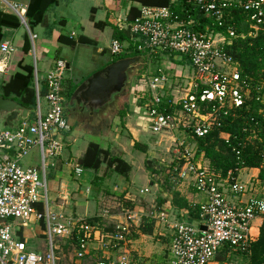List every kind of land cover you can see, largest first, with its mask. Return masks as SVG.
<instances>
[{
  "label": "built area",
  "instance_id": "obj_1",
  "mask_svg": "<svg viewBox=\"0 0 264 264\" xmlns=\"http://www.w3.org/2000/svg\"><path fill=\"white\" fill-rule=\"evenodd\" d=\"M189 1L192 11L207 23L203 31L195 29L200 22L192 13L180 16L171 5L141 6L132 21L118 20V28L128 31L136 50L148 59L163 55L189 61L188 75L160 61L153 72L140 76L139 82L148 92L143 101L150 131L204 138L251 102L260 106L258 114L264 119V83L242 76L238 63L227 52L236 39L264 33V0ZM8 7L24 23L23 8L14 4ZM236 16L245 32H237ZM125 49L114 40L110 53L120 56ZM11 52L8 43L0 44L1 62ZM66 70L65 62L57 61L46 76L45 115L38 112L33 124L22 122L15 130L0 129V264H62L63 250L72 255L71 264H135L128 248L141 219L136 226L134 209L126 211L123 219L106 231L103 226L49 206L46 162L61 154V133L70 129L62 96ZM178 85L176 93L180 96L176 100L173 90ZM220 138L229 144V134L220 133ZM173 142L176 150L169 165L172 183L186 184L202 196V202L194 206L195 223L171 218L161 206L152 207L146 217L155 228L171 230L168 264H228L216 258L223 252L226 258L242 256L257 239L253 224L264 221V187L257 178L241 182V170L222 177L202 157H196L194 146L184 140ZM34 148L39 150L41 171L19 165ZM235 155L240 158L239 151L235 150ZM82 172L75 167L76 175ZM148 193L147 189L140 190L138 197ZM128 199L133 201V197ZM32 222L38 223L43 238L33 249L22 240Z\"/></svg>",
  "mask_w": 264,
  "mask_h": 264
},
{
  "label": "crops",
  "instance_id": "obj_2",
  "mask_svg": "<svg viewBox=\"0 0 264 264\" xmlns=\"http://www.w3.org/2000/svg\"><path fill=\"white\" fill-rule=\"evenodd\" d=\"M181 1L183 0H171V3L175 5V7L177 8L180 5ZM185 1L186 4L190 5V7L193 8L192 3L190 4L189 0H185ZM119 2L120 0H0V44L8 43L12 50L11 54H9L6 57V60L4 62H1V57H0V98L13 101L14 103L18 104L17 102H15L14 99L16 98V95L11 94V92L9 91H6L5 86L7 87L9 82L13 79V77L16 74H19L21 76H27V73H25V70L23 68L24 66H29L32 68V78H33L32 86L35 92V103H36V106L32 111L25 108L26 110H28L26 117L16 118L14 121L11 122L12 124L11 127L5 126L6 124L5 116L0 114L1 130L2 129L15 130L20 126L22 122H28L29 124H33L37 119L38 112L42 115H45L47 113L48 105L45 99V95H46V76L48 72L52 70L53 66L57 61L65 62L67 69L66 73L70 72L71 70V63H68L67 59H62V53L65 51V49L68 48L70 50H76L83 46H89V47L91 46L96 48L95 56H97L99 54L105 53V51L107 50L110 52L111 43L112 41L116 40L119 41L126 48L125 53L121 55L130 54L129 51L130 49L128 47L132 46L133 48H135L136 43L134 40H132V37L128 33V31L120 30V28H118V20L122 21L123 19H127L128 11L131 8L139 9L141 5L127 0L128 6L126 7V13L121 16L120 14L116 13L117 10L120 8ZM13 4L20 5L23 8L24 12L22 14L24 17V23L21 22L20 19H18V17L9 9L8 5H13ZM12 23H17L18 26H13ZM116 30L118 33H120V36H118V38L115 37ZM105 34L109 36V40L107 41V46L104 49H101L100 43L103 41L102 38L104 37ZM26 49L28 51H26L25 53ZM111 56L117 57L113 55ZM139 57H141L142 59L141 63L144 64L142 67L146 66L145 62L150 59H148L145 55H141ZM176 57L179 56H173L170 58H167L166 56L163 55L152 56L151 59H157L158 60L157 62L162 61L163 64L166 65L167 67H171L173 69H179L180 71L183 70L184 74L188 75L190 73L189 61L183 58V60L188 63L187 67H185L184 65H178L179 61L176 60ZM126 58H131V57H126ZM164 58L168 59L166 60L167 63L164 61ZM171 58H173V60H171ZM113 60L114 59H110L108 62L106 61L107 63H105L104 67L111 64ZM39 73L41 74V76H39ZM142 74L143 72L140 73L138 77L140 78ZM65 80L66 79H63L62 81V96L65 100L64 113H66L67 111L74 113L76 115L75 121H77L79 126H83V124L86 122L87 124H93L95 120L97 121L98 116L101 114L102 117H106L107 110L105 112L99 111L97 112L98 114L96 113L95 116L90 117L87 114L81 115L79 112L80 110L77 109V107L76 108L71 107L67 109L66 104L67 102H69L68 100H70L74 91L83 83V81L78 83L76 81V78L74 79V81H72L71 79L70 82L71 84H66L67 89L63 90V83ZM135 88L137 90L140 89L138 85L135 86ZM5 92L9 93L7 94L8 97L5 96ZM68 94L71 95L69 99L66 100V96ZM41 97L43 98L44 101V108L40 104ZM137 100L138 98H133V103L131 107L128 108L129 113L128 114L125 113L127 114L128 117V122L127 124H125L126 130L128 132V135L132 137V141L129 144L131 147L134 146V143L139 144V141L141 140L140 135L148 136L151 134L154 137H159V138L162 137V139L160 138V144L159 142L156 143L157 146H160L164 138H167L166 141H164L167 145L168 143H172L175 139L178 143L184 140V142L187 145L194 146L196 150L194 138L193 139L187 138L186 135L183 136L180 134L172 135L174 137L173 139L172 136L170 137L167 136L166 134H153L149 129L148 115L145 111L146 105L144 104V101L142 99H140L139 102ZM112 109L114 110L115 106H113ZM108 110H111V108H109ZM31 113H32V118L30 121H27V118H30ZM123 114L124 113H122L121 115L123 116ZM81 116L83 117L86 116V117L85 119L82 120L80 118ZM128 126H133V127L130 128ZM70 131L71 129H69V131L61 133V138L63 142L62 143L63 149L61 154L54 159H49V167H51V169H53L54 172L50 174V183H49L50 191L48 190V197L50 196L52 198V202L55 210L59 211L60 209H62L69 215L80 217L76 213L77 211L76 207L78 206L77 202L79 198H81V200L84 201V204L82 205L83 207L88 206V208H92L91 204H87V197H86V195H88V193L90 192V189L87 188L85 190V193L81 194L79 186L76 183H74L75 181L74 179L80 178L84 173V169L78 165V161L80 158L83 157L88 145L92 142L87 141L86 143H83L80 142L79 138H75L70 141L68 139V135H66L67 132ZM112 141L115 144L118 142L116 138L113 139ZM97 144L104 150H109V152L112 151V147L110 146L111 142H108L105 145L106 147L102 146L104 142L102 141L101 136L98 138ZM175 150L176 149L173 150L172 152L173 155L169 156L168 161L166 163H172L171 161L172 158L174 157ZM196 157L198 158L202 157V159L205 161L204 155L202 153L196 155ZM74 159L77 160L75 164H74ZM124 161H126L131 166L130 173L126 178L119 177L115 174L114 176L124 181L125 184L124 187L126 188H123L122 193L124 194L125 198H132L130 197L131 189L128 190V187L132 183L131 178L134 176L132 172L134 166L131 162H128L127 160ZM165 161L162 160L160 163L163 164V162ZM47 162H46V167H48ZM75 167H80L83 170V172L80 175H76ZM243 173L247 174L246 177L243 176ZM258 173H259L258 169H243L239 172L238 179L243 183H248L252 179L254 180L255 178H257ZM97 177H99L98 174L94 173L93 182H95ZM149 185L151 186L150 188L144 187L135 191L138 192L137 196L140 190H145V189H147L149 193H153L154 191H158V190L163 192L162 190L164 188L160 186L158 182L154 183L150 179ZM173 191L178 192L180 196L183 197L188 202L189 206H192V208L202 202V198L198 194H196V192H194L192 188H190L186 184H180V185L172 186L170 190L166 189V193L162 195L169 197L164 196L165 201L162 202V204H160L159 206L166 209L169 212L171 218H175L176 220H180V221H186L189 223H195L196 216L189 217L188 211L186 209L177 210L171 206V192ZM75 192L78 194H75V200H74L71 194ZM115 192H117L116 187H115ZM147 195L142 196L143 199H145ZM72 200H74V202ZM95 203L92 202L94 206ZM89 211L91 212V210ZM261 224L262 223L259 220L254 221L253 224V228H254L253 231H255L257 238L259 235V229ZM38 228L39 227H37V229ZM109 230H110L109 228L108 229L106 228V231ZM164 230L168 237L167 246H169V243L171 241L170 238L171 230L167 228H164ZM36 232H37L36 238H42L41 230H37ZM29 239H32V237L26 229V231L23 233L22 240H25L28 243ZM131 248H132V244H129L128 250L130 252L132 260L133 262H135V264H138L133 257L139 255V260H140L142 258V252H140V254L132 253L133 248L132 250ZM133 251L136 252V250Z\"/></svg>",
  "mask_w": 264,
  "mask_h": 264
},
{
  "label": "rangeland",
  "instance_id": "obj_3",
  "mask_svg": "<svg viewBox=\"0 0 264 264\" xmlns=\"http://www.w3.org/2000/svg\"><path fill=\"white\" fill-rule=\"evenodd\" d=\"M120 8L117 10V14L121 16L126 13V7L128 6L127 0H120L119 2ZM67 31V30H66ZM103 41L100 43L101 49H104L107 46V41L109 40L108 35H104L102 38ZM94 47L83 46L76 50L65 49L62 53V59H67L68 63H71L70 72L65 74L66 79L63 83V90H66V84H71V79L74 81L84 82L86 79L90 78L93 74L99 72L103 69L105 63H107L110 59H116V57H112L110 52L107 50L105 53L99 54L95 56ZM97 59V60H96ZM167 58H164L166 62ZM107 61V62H106ZM178 65H184L187 67V62L183 60V58L177 57ZM146 66L142 67L143 63H138L134 65L133 71L129 73L130 84L123 90V92L116 95L114 99L113 106L115 109L108 110L109 108H105L102 112L107 110L106 117H102V114L98 116L97 121L95 120L93 124L84 123L83 126H79L76 119V115L71 112H66L65 119L67 123L70 125V132H67L68 139L71 141L75 138H79L80 142L86 143L87 141H91L92 143H98V138L101 136L104 144L103 147L108 142H111L112 151L110 152L112 155L119 156L128 162H131L134 166L133 168V177L131 178L132 183L129 185L128 190L131 189V196L133 197V201L125 198L122 193L124 187V181L118 179V177L114 176L111 171L106 169V166H101L100 170L97 172L98 176L95 182H93L94 172L90 170H85L80 178L74 179V183H76L80 188V193H85V190L88 188L90 192L87 197V204H91L92 208H88V206L83 207L84 201L81 198L78 199L77 202V211L76 213L81 218H85L86 220L97 219L99 220V224L105 228H109L112 223L118 222V220L123 219V214L126 211H130L132 209L135 212L136 221L135 224L138 226V222L141 219V223L144 222L145 219L150 221L146 215L152 207L159 206L164 202V196L162 194L166 193V189H168L169 185H173L170 179L169 173V165L171 163H166L170 155H173V150L175 149L174 143H168V145L164 142L167 138H164L163 142L160 146H157L156 143L159 142L162 137H154L153 135L142 136L140 135L139 144L141 146H145V153H142L139 149L131 147L129 144L132 141V137L128 135L125 124L128 122L127 114L128 108L131 107L133 103V98H138V102L140 99L144 100L148 98V92L143 86L142 82H139L138 75L140 73H144L146 71L153 72L157 65L160 62H157V59L148 60ZM39 76L41 74L39 73ZM73 76V77H71ZM71 77V78H70ZM68 79V80H67ZM141 84V85H140ZM182 84V83H181ZM139 86L140 89H136L135 86ZM173 95L174 98L180 96L176 92L179 91L180 87L174 88ZM135 90V91H134ZM140 92V93H139ZM69 101V100H68ZM40 104L44 108V101L41 97ZM138 104V103H136ZM120 113V114H119ZM122 113L123 116L121 115ZM127 113V114H125ZM98 114V113H97ZM86 115V114H83ZM86 117V116H85ZM85 117L81 116L80 118L83 120ZM32 118V113L30 118H27V121H30ZM81 120V121H82ZM133 127V126H128ZM85 130V131H83ZM109 135V136H108ZM167 135V134H166ZM172 135V134H171ZM176 135V134H175ZM99 136V137H98ZM153 136V137H151ZM170 136V135H167ZM166 137V136H165ZM171 137V136H170ZM173 137V136H172ZM117 139V143L115 144L112 140ZM174 139V137H173ZM136 142V141H135ZM110 144V143H109ZM114 144V145H113ZM171 144V145H169ZM157 146V147H156ZM83 150V147H82ZM171 151V152H170ZM76 153V152H75ZM74 153V154H75ZM162 160H166L165 162L160 163ZM76 159H74V164L76 163ZM48 167H46V182L48 190L50 189V174L53 171L51 167H49V160L47 162ZM19 165L23 168H37L39 171L42 170V163L40 160L39 150L34 148L30 151V153L23 157L19 161ZM154 174V175H153ZM152 175V177H151ZM246 173H243V176L246 177ZM40 178L42 179V175L40 174ZM73 179V178H72ZM152 180L154 183L158 182L160 186L164 189L161 192L160 190L154 191L153 193H149L146 196V200L137 196L138 192H135L141 188L147 187L150 188L149 180ZM71 180V179H69ZM115 187L117 188V192H115ZM50 191V190H49ZM119 192V193H118ZM117 193V194H116ZM75 194L72 193L71 196L75 200ZM200 196V195H199ZM169 197V196H165ZM202 198V196H200ZM199 197V199H200ZM99 198V199H98ZM172 198V197H171ZM77 199V198H76ZM98 199V200H97ZM74 200H72L74 202ZM152 200V201H151ZM126 201H130L132 206L128 207L126 205ZM48 202L51 209L55 210L52 198L48 197ZM95 203V206L92 204ZM100 202V204H99ZM71 204V203H70ZM125 204V205H124ZM91 210V212L89 211ZM70 213V212H68ZM125 215V214H124ZM139 223V224H141ZM38 223H31L27 231L31 235L32 239H29L28 246L33 249L34 245H38L41 241L37 236V230H39ZM136 228V227H133ZM163 230V231H162ZM163 234V235H161ZM132 235H137L136 238L132 236V253L140 254L142 252V258L139 260V255L134 256L133 258L138 264H168L167 259V249H168V237L163 228H155L153 229V234L151 236L142 235L136 230ZM62 249V248H61ZM131 253V254H132ZM62 264H71L74 262L72 259V255H68L67 252L63 250L60 254ZM228 264H245V260L241 258H231Z\"/></svg>",
  "mask_w": 264,
  "mask_h": 264
},
{
  "label": "trees",
  "instance_id": "obj_4",
  "mask_svg": "<svg viewBox=\"0 0 264 264\" xmlns=\"http://www.w3.org/2000/svg\"><path fill=\"white\" fill-rule=\"evenodd\" d=\"M133 3H138L146 7H167L171 5L174 13L180 16H186L188 12L192 13L195 20L200 22V26L195 29L203 31L207 23L186 1H181L180 5L176 8L171 3V0H128ZM139 9L131 8L128 11L127 20L132 21L138 16ZM238 33L245 32L242 22L238 16L235 17ZM13 26H18L17 23H12ZM120 33L115 31V37L118 38ZM130 54L117 56L112 62L126 57H135L144 55L138 52L132 46L128 47ZM28 51L27 49L25 50ZM227 52L238 63L239 71L242 76L253 79L257 82L264 83V33L258 34L255 38H238L233 41L232 45L228 48ZM173 60V58H171ZM147 62V61H146ZM27 76L16 74L7 85L6 91L16 95L15 102L24 108L32 111L34 110L35 92L32 86V68L24 66L23 68ZM9 94L5 92V96ZM71 94L66 96L69 99ZM259 105L251 102L245 108L234 111L222 122L223 126L219 129L214 128L206 137L194 139L195 147L198 154H203L209 168L216 174L225 177L229 171L242 170V169H258L257 176L261 186L264 187V119L258 114ZM220 133L230 135L229 144L220 138ZM134 148L139 149L145 153V146L134 143ZM235 150L240 152V158L235 155ZM78 165L85 170H90L97 173L101 166L105 165L108 171L113 174L126 178L131 171V166L124 161L121 157L112 155L109 150L102 149L96 143H90L83 155L79 159ZM170 169V168H169ZM171 174V171L169 170ZM234 177L237 173L234 172ZM171 179V178H170ZM173 185H169L170 190ZM175 186V185H174ZM171 206L174 209H186L189 217H194L197 212V207L189 206L188 202L180 196L176 191L171 192ZM140 198H143L142 196ZM126 201L128 207L133 204ZM125 205V204H124ZM91 224H99V220H87ZM154 223L152 221L144 220L143 223L137 228V232L142 235L151 236L153 234ZM136 238L137 235H132ZM231 258H241L245 260V264H264V221L262 222L258 238L249 246L248 252L242 256H233ZM230 257H225V252L221 253L216 260L219 263L230 262Z\"/></svg>",
  "mask_w": 264,
  "mask_h": 264
},
{
  "label": "water",
  "instance_id": "obj_5",
  "mask_svg": "<svg viewBox=\"0 0 264 264\" xmlns=\"http://www.w3.org/2000/svg\"><path fill=\"white\" fill-rule=\"evenodd\" d=\"M141 57L122 58L104 67L86 79L73 93L66 108L77 107L80 114L95 116L106 107L113 108L116 95L130 84L129 73L134 65L141 63ZM177 60V57H176ZM28 110L13 101L0 98V114L5 116V126L11 127L16 118H25ZM204 229V228H202Z\"/></svg>",
  "mask_w": 264,
  "mask_h": 264
}]
</instances>
